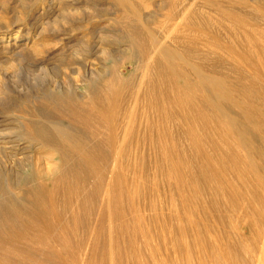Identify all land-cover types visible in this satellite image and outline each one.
<instances>
[{
	"label": "bare ground",
	"instance_id": "bare-ground-1",
	"mask_svg": "<svg viewBox=\"0 0 264 264\" xmlns=\"http://www.w3.org/2000/svg\"><path fill=\"white\" fill-rule=\"evenodd\" d=\"M109 1L125 53L73 85L0 52L54 84L0 81V264H264V0Z\"/></svg>",
	"mask_w": 264,
	"mask_h": 264
},
{
	"label": "rangeland",
	"instance_id": "rangeland-1",
	"mask_svg": "<svg viewBox=\"0 0 264 264\" xmlns=\"http://www.w3.org/2000/svg\"><path fill=\"white\" fill-rule=\"evenodd\" d=\"M19 1L20 0H0V15L2 13H7L6 20L8 22L6 23L8 25L5 26L0 20V32L4 34L2 36L5 38V43H0V46L3 45L0 47V52L8 48L6 53H8V51L11 53L12 51H10L9 48L16 46L15 49L22 48L24 53H26L24 57L25 62L27 59L37 61L45 57L48 58L50 62L48 68L51 70L48 74L56 85H73V80L77 78L78 75L83 77L88 75V69L100 68L99 70H101L103 61L100 53L104 49L101 48L102 46H105L108 52L111 50L110 52L113 54L112 57H116L115 59H117L121 53H125V44L120 39L122 37V26L118 25L115 18L112 16L117 13V8L109 0H65L64 3H61L63 5L60 3L48 5L47 2H37L30 4L23 12V9L20 8L21 5ZM64 8L67 12L70 9H74V11L77 10L75 12L77 16L68 14L62 15V13L65 12L63 10ZM19 10L21 11L19 12ZM21 12L23 14V20L17 19ZM69 13L72 14L73 12ZM146 13L147 15L149 14L148 10L143 11L144 15H146ZM53 23L56 24L54 25ZM19 30L24 33L21 34L19 40L15 43L11 35ZM33 30L36 31L31 34L30 32ZM156 30L159 33L162 27L159 26ZM26 32H28V38ZM4 46L7 47L5 48ZM73 52L79 53L78 56H74ZM12 59L14 60L15 58ZM8 62L9 61L6 59L0 60V81L3 80L1 81L2 85L4 83L3 87L6 86L5 88H8L7 90L10 92L7 101H10V98H16V88L27 87L31 83L43 86L53 84L49 82L51 80L47 78L42 79V75L37 79V72H35V74L33 72L32 75L26 73V64L23 61L21 62L20 59L14 60L13 64L15 66L13 69L8 68ZM123 72L126 75L130 74L131 67L126 65ZM127 79L132 80V78ZM0 100V118H3L2 106L5 105V101L3 99ZM8 128L9 126L0 129V137L8 133ZM0 161V171H3L4 164L2 163L1 157Z\"/></svg>",
	"mask_w": 264,
	"mask_h": 264
}]
</instances>
